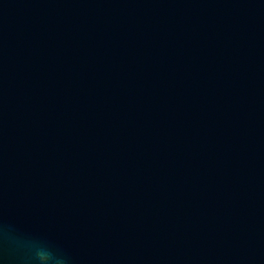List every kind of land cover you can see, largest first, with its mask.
Here are the masks:
<instances>
[{
  "label": "water",
  "instance_id": "1",
  "mask_svg": "<svg viewBox=\"0 0 264 264\" xmlns=\"http://www.w3.org/2000/svg\"><path fill=\"white\" fill-rule=\"evenodd\" d=\"M264 264V0H0V264Z\"/></svg>",
  "mask_w": 264,
  "mask_h": 264
},
{
  "label": "clouds",
  "instance_id": "2",
  "mask_svg": "<svg viewBox=\"0 0 264 264\" xmlns=\"http://www.w3.org/2000/svg\"><path fill=\"white\" fill-rule=\"evenodd\" d=\"M32 264H67L64 256H54L44 247L34 246L30 248Z\"/></svg>",
  "mask_w": 264,
  "mask_h": 264
}]
</instances>
